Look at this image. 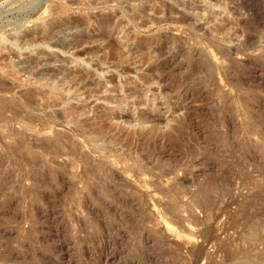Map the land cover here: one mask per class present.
<instances>
[{
	"label": "rangeland",
	"instance_id": "1",
	"mask_svg": "<svg viewBox=\"0 0 264 264\" xmlns=\"http://www.w3.org/2000/svg\"><path fill=\"white\" fill-rule=\"evenodd\" d=\"M72 1L0 0V264H264V0Z\"/></svg>",
	"mask_w": 264,
	"mask_h": 264
},
{
	"label": "bare ground",
	"instance_id": "2",
	"mask_svg": "<svg viewBox=\"0 0 264 264\" xmlns=\"http://www.w3.org/2000/svg\"><path fill=\"white\" fill-rule=\"evenodd\" d=\"M71 1V0H70ZM79 1V0H78ZM97 1L98 0H87L86 1V5L87 6H91V4L93 5V7H94V4L96 5V3H97ZM100 1V0H99ZM107 0H101V2L102 3H105ZM117 4H119V5H126V9H127V11L129 12V14H130V17H135L136 15H135V13L136 12H139V13H141V12H143V3H142V1L143 0H114ZM128 1H132L133 3H128ZM67 2V1H66ZM73 3L75 2L76 3V1L74 0V1H72ZM68 3V2H67ZM81 3H83L82 2V0H81V2H80V4ZM68 4H71L70 2L68 3ZM68 4H66V5H68ZM76 4H78L77 6H79L80 4L77 2ZM75 4V5H76ZM84 4V3H83ZM64 5V4H63ZM163 6H164V9H165V11H167V10H171L172 8H171V6L169 5V4H167L166 2H164L163 1V4H162ZM70 6V5H69ZM69 6H67V7H69ZM85 6V5H84ZM81 7V6H80ZM66 8V7H65ZM86 8V7H85ZM88 9H90V7H88ZM212 9V7H211V5H209V4H206V5H204L203 7H202V10H203V13L201 12L198 16H200L201 18L202 17H204L206 14H209V13H212L213 11V9ZM63 12V11H62ZM61 12V13H62ZM53 13V12H52ZM60 13V12H59ZM58 14V13H57ZM87 16V15H86ZM86 16H84V17H86ZM90 16V15H89ZM181 16L182 17H184V15H182L181 14ZM60 18V17H59ZM89 18V17H88ZM91 18V17H90ZM179 18V17H178ZM185 18V17H184ZM180 19V18H179ZM183 19V18H182ZM181 19V20H182ZM186 19V18H185ZM86 20V19H85ZM85 20L83 19V18H72V17H70V18H68V19H59V20H55V22H49V23H46L45 22V24H43V27L41 26V28L39 29L38 28V31H36V32H32V33H23V35H21V39L22 40H24V41H26L27 43L29 42V43H33V45L34 44H38V43H43V42H46L50 37H52V35H54L53 33H55V32H57V31H59V30H61V28H65V27H78V26H81V25H85ZM88 20V19H87ZM112 20V15L111 14H108V15H106V16H101L100 18H97V24H99V25H106V24H108L110 21ZM184 20V19H183ZM90 21V20H89ZM87 23V22H86ZM83 25V26H84ZM221 27H219V26H216V28H215V30L218 32H220L221 31V29H220ZM105 35V34H104ZM20 36V35H19ZM103 36V35H102ZM11 37V36H10ZM76 37V36H75ZM12 39V38H11ZM17 40V39H16ZM76 40V39H75ZM86 40V36H78L77 37V43L78 42H80V43H82V42H84ZM61 45V44H60ZM111 45V44H110ZM113 45V44H112ZM113 47L114 48H118V45L116 46V44L115 45H113ZM113 48V49H114ZM115 50V49H114ZM164 51H162V49H160V48H157L156 49V56L154 57L155 59H160L159 57L162 55V53H163ZM113 54V53H112ZM111 54V55H112ZM115 55V54H114ZM113 56V55H112ZM144 57H146V56H144ZM149 58H151V57H149ZM148 58V59H149ZM48 59V58H47ZM46 59V60H47ZM147 59V57L144 59V60H146ZM147 59V60H148ZM25 60V59H24ZM143 60V61H144ZM171 60V59H170ZM32 61V60H31ZM167 61V60H166ZM29 59H27V60H25V61H23V63H25V67H28L29 66ZM161 62V61H160ZM165 63H167V62H165ZM164 63V64H165ZM167 65V64H166ZM161 66H163L162 64H160V63H157L156 64V62L155 63H153V67L154 68H152V66L151 67H149L148 69H155V70H157V69H159V68H161ZM24 67V68H25ZM13 68H11L10 69V71L12 72L13 70H12ZM27 71V70H26ZM23 72V71H22ZM38 75L39 74H43V71H41V72H39V73H37ZM75 74V73H74ZM73 74V75H74ZM77 75V80H81V81H85V79L86 80H88L89 81V76H87V74H84V73H78V74H76ZM75 75V76H76ZM33 77V76H32ZM158 77L159 78H161L162 79V77L160 76V74L158 75ZM149 77L147 76V75H142V76H140V80L143 82V83H145V82H147V79H148ZM37 80V79H36ZM40 80V79H39ZM87 82V81H86ZM113 82V81H112ZM79 83H80V81H79ZM128 83V82H127ZM131 84H132V82H130ZM125 84V86H126V83H124ZM123 84V85H124ZM146 84V83H145ZM124 86V87H125ZM118 86H116V84L115 85H112V88L111 89H113V91H125L126 89H120L121 88V86H120V88H117ZM123 87V88H124ZM138 87V86H137ZM82 88V87H81ZM80 88V89H81ZM105 88V87H104ZM140 88V87H139ZM79 89V90H80ZM110 89V90H111ZM131 89V88H130ZM105 90V89H104ZM127 90L129 91V89L127 88ZM94 91V90H93ZM42 92V91H41ZM40 92V93H41ZM53 93V92H52ZM80 93H82V92H80ZM185 93V92H184ZM21 96V95H20ZM76 97V96H75ZM119 97V96H118ZM114 98L113 96H111V95H108V94H106V95H104V96H102V100L103 101H105L106 103H110L112 106H110V107H106V106H99L100 108H106L105 110H103V112H102V114L104 115V117H106V118H115V117H124V119H123V121H126V122H131L132 124H131V127L132 128H135V127H137V128H139V127H142V125L143 124H141L140 125V123H141V118L139 119V118H134L133 116H132V114H130L129 112H127V109H126V113L124 114V115H120V114H118L116 111L117 110H125V108H138V106L139 105H143L145 108H158L161 104L160 103H157V104H155L154 105V103L152 104V103H147L146 102V100H144V99H142V92H139V91H134V90H131V92H129V93H124L123 95H121L119 98ZM58 98H61V97H57V99ZM78 100V99H77ZM61 101V100H60ZM81 102V101H80ZM23 106H24V108H31V101L29 100V99H27V98H23ZM163 104V103H162ZM73 108H81V107H78V106H76V107H73ZM83 108H84V106H83ZM3 114V113H2ZM3 116V115H2ZM11 117H13V116H11ZM0 118H1V115H0ZM106 118H104L105 120H106ZM13 119V118H12ZM15 120V119H14ZM107 120H109V119H107ZM1 123H3L4 125H8V124H10L11 123V118H7V117H5L4 116V118H1L0 119V124ZM30 125V124H29ZM152 128V127H151ZM132 131H134V130H132ZM151 131H153V129L151 130ZM149 132V131H148ZM82 135H83V133H82ZM56 137V136H55ZM60 137V136H59ZM58 137V135H57V138H59ZM57 138H56V140L55 141H58L57 140ZM60 139V138H59ZM95 138H94V136H87V144L91 147H89L90 149H97V151H98V149H99V151H100V153L102 152V150H104V148L103 147H101V145L100 144H96L95 143V141L96 140H94ZM54 141V142H55ZM86 141V140H85ZM23 142V141H22ZM30 143H28L27 144V142L26 143H20V142H18V150H19V148H26V149H29L30 147L29 146H31V145H29ZM40 145V144H39ZM38 145V146H39ZM100 145V146H99ZM147 147H149L148 145H147ZM163 149H167V146L166 145H164L163 144ZM39 148V147H38ZM42 148V147H41ZM100 148H101V150H100ZM103 148V149H102ZM18 150H14L15 152H17ZM21 150V149H20ZM15 152H13L15 155H17ZM19 158H22L21 157V155L19 154V156H18ZM39 179V178H38ZM43 180V179H42ZM211 183V182H210ZM222 183V182H221ZM228 183V182H227ZM42 181L41 180H37V182H36V184H35V186L34 187H38L39 189H41L40 187L42 186ZM218 184H220V182L219 183H215V182H212L211 184H209V185H211L210 187H212V189H214V188H216V187H218L219 185ZM223 184V183H222ZM225 184H226V182H225ZM221 185V184H220ZM37 188V189H38ZM38 189V190H39ZM42 191V190H41ZM41 194L42 193H39V197L41 196Z\"/></svg>",
	"mask_w": 264,
	"mask_h": 264
}]
</instances>
